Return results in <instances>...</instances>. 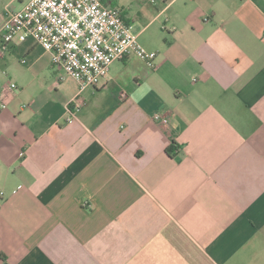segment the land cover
<instances>
[{"label": "crops", "instance_id": "1", "mask_svg": "<svg viewBox=\"0 0 264 264\" xmlns=\"http://www.w3.org/2000/svg\"><path fill=\"white\" fill-rule=\"evenodd\" d=\"M103 1L156 57L112 62L71 122L78 84L49 52H0V87L17 84L0 264H264V0Z\"/></svg>", "mask_w": 264, "mask_h": 264}, {"label": "built area", "instance_id": "2", "mask_svg": "<svg viewBox=\"0 0 264 264\" xmlns=\"http://www.w3.org/2000/svg\"><path fill=\"white\" fill-rule=\"evenodd\" d=\"M68 3L71 8L67 6ZM30 4L32 0H27L20 8L5 11V18L0 25V52L8 43H19L30 38L51 54L53 65L62 68L78 84L77 94L66 104L68 122L73 121L75 111L81 106L79 93L86 87L101 85L108 76L112 62L133 54L153 65L156 53L139 43L121 10L106 5L103 0H67V3L65 0H55L54 6L59 11L48 9L52 19L36 11L39 4L29 7ZM89 10L91 12L86 16L89 22L94 15L99 14L107 25V31L102 32L98 40L91 39V31H81L85 29L83 22L77 24L71 35L63 34V27L69 21L75 20L79 14L88 13ZM93 27L100 28L101 25L97 22ZM77 34V47L68 48V43ZM97 51L102 54L100 57H96ZM86 57H96L95 66L89 64ZM16 90L17 84L14 81L0 87V110L6 107ZM150 119L163 126L169 124L167 114L159 110L153 111Z\"/></svg>", "mask_w": 264, "mask_h": 264}, {"label": "clouds", "instance_id": "3", "mask_svg": "<svg viewBox=\"0 0 264 264\" xmlns=\"http://www.w3.org/2000/svg\"><path fill=\"white\" fill-rule=\"evenodd\" d=\"M65 3H67V0H65ZM34 4H39V8L36 9L42 16H48L50 19L52 17L50 16V13L48 9H52V11H59L58 7H55V0H32V4L29 5V7H32ZM67 6L71 8V4L68 3ZM91 10H89L88 13L84 14H79L75 20L69 21L68 24H66L63 27V34L66 35H71L73 29L76 28L78 23L83 22L85 24V29L81 31H91L92 32V37L91 39L93 40H98L101 37V33L104 31H107V25L105 23V20L102 18V15L96 14L94 15V18L89 22L86 19V16L90 14ZM97 22L101 25L100 28H94L93 25H95ZM78 39V34L77 36L73 37L72 40L68 43L67 47L68 48H76V40ZM102 54L99 53L98 51L96 52V57H100ZM96 57H86V59L89 61V64L95 66L94 61ZM56 57H53L55 59ZM73 63H76V61L73 60ZM98 71H101L98 69Z\"/></svg>", "mask_w": 264, "mask_h": 264}, {"label": "rangeland", "instance_id": "4", "mask_svg": "<svg viewBox=\"0 0 264 264\" xmlns=\"http://www.w3.org/2000/svg\"><path fill=\"white\" fill-rule=\"evenodd\" d=\"M9 0H0V24L2 23V21L4 20V14H3V10L5 8L6 3H8ZM18 3L15 2V6H17ZM17 9V8H16Z\"/></svg>", "mask_w": 264, "mask_h": 264}, {"label": "trees", "instance_id": "5", "mask_svg": "<svg viewBox=\"0 0 264 264\" xmlns=\"http://www.w3.org/2000/svg\"><path fill=\"white\" fill-rule=\"evenodd\" d=\"M168 149H169V151H171V147H169Z\"/></svg>", "mask_w": 264, "mask_h": 264}]
</instances>
